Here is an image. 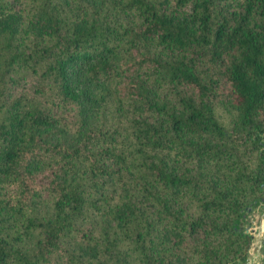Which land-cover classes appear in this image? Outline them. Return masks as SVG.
I'll return each instance as SVG.
<instances>
[{"label": "trees", "instance_id": "trees-1", "mask_svg": "<svg viewBox=\"0 0 264 264\" xmlns=\"http://www.w3.org/2000/svg\"><path fill=\"white\" fill-rule=\"evenodd\" d=\"M263 200L264 0H0V264H244Z\"/></svg>", "mask_w": 264, "mask_h": 264}, {"label": "rangeland", "instance_id": "rangeland-1", "mask_svg": "<svg viewBox=\"0 0 264 264\" xmlns=\"http://www.w3.org/2000/svg\"><path fill=\"white\" fill-rule=\"evenodd\" d=\"M94 4L97 0H88ZM85 61H75L69 68V77L81 93L83 113L86 123L95 121L107 109L95 104L93 95L95 85L86 76ZM63 133L59 132V138ZM71 138V135L67 134ZM244 226L252 233L253 238L244 264H262L264 257V200L253 206L244 219Z\"/></svg>", "mask_w": 264, "mask_h": 264}]
</instances>
